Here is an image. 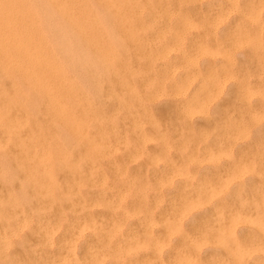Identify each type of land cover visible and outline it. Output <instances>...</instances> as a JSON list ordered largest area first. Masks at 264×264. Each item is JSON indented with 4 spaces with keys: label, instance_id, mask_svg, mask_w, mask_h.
<instances>
[{
    "label": "rangeland",
    "instance_id": "rangeland-1",
    "mask_svg": "<svg viewBox=\"0 0 264 264\" xmlns=\"http://www.w3.org/2000/svg\"><path fill=\"white\" fill-rule=\"evenodd\" d=\"M62 1L26 0L65 115L0 69V264H264V0Z\"/></svg>",
    "mask_w": 264,
    "mask_h": 264
},
{
    "label": "bare ground",
    "instance_id": "bare-ground-1",
    "mask_svg": "<svg viewBox=\"0 0 264 264\" xmlns=\"http://www.w3.org/2000/svg\"><path fill=\"white\" fill-rule=\"evenodd\" d=\"M47 2L54 8L55 11L61 12L64 17H66L67 15V18L70 19L69 15L65 11V5L62 0H47ZM98 2L105 6V0H98ZM30 7L27 5L26 0H0V54L2 57V59H0V69L4 70L7 66L15 67L20 75L23 76L26 80L35 81L37 88L49 97V104L51 109H57L56 111L58 113H64L65 115L67 106L65 105V103L59 102L58 98L54 96V93H56V88H54V86L52 85V80L66 83L67 78L62 73L60 69V62L54 56L55 54L53 53V51L46 49V38L41 30L42 28L40 29V27L42 26L40 25L39 27L37 23V14H35V10L33 11ZM91 8L85 2H82L80 8L81 12L78 18L75 20V17L73 15L71 16V18L73 23H75L76 31L79 33V35L81 34L86 42L89 43L92 51L95 53V55L98 56L99 61L105 64V31L103 30L100 18L92 12ZM97 8L98 11L100 10L99 12L104 11H101L102 9H100V7ZM69 90L73 91V89H71L70 87ZM11 122L12 121L3 118L0 113V148L3 146L5 141L10 138V136H12L13 138V135H11ZM90 146L94 151H98V145L95 142H91ZM39 150L36 152L37 154L31 152L30 154H21V156H29V158L49 157L50 154L48 152H44L43 149L40 151Z\"/></svg>",
    "mask_w": 264,
    "mask_h": 264
}]
</instances>
